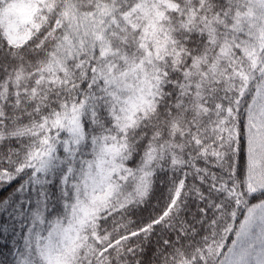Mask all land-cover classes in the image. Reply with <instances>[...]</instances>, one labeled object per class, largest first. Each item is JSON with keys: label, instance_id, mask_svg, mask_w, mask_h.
<instances>
[{"label": "snow or ice", "instance_id": "6c2138e0", "mask_svg": "<svg viewBox=\"0 0 264 264\" xmlns=\"http://www.w3.org/2000/svg\"><path fill=\"white\" fill-rule=\"evenodd\" d=\"M0 264H264V0H0Z\"/></svg>", "mask_w": 264, "mask_h": 264}]
</instances>
